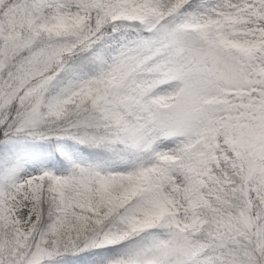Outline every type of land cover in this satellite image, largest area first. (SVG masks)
<instances>
[{
	"label": "snow or ice",
	"instance_id": "snow-or-ice-1",
	"mask_svg": "<svg viewBox=\"0 0 264 264\" xmlns=\"http://www.w3.org/2000/svg\"><path fill=\"white\" fill-rule=\"evenodd\" d=\"M0 264H264V0H0Z\"/></svg>",
	"mask_w": 264,
	"mask_h": 264
}]
</instances>
